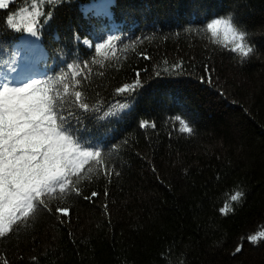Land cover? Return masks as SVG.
Returning a JSON list of instances; mask_svg holds the SVG:
<instances>
[{
	"label": "trees",
	"instance_id": "trees-1",
	"mask_svg": "<svg viewBox=\"0 0 264 264\" xmlns=\"http://www.w3.org/2000/svg\"><path fill=\"white\" fill-rule=\"evenodd\" d=\"M21 72L60 91L74 139L101 163L78 173L79 195H49L51 212L0 237V264H252L264 252V0H9L0 86H22Z\"/></svg>",
	"mask_w": 264,
	"mask_h": 264
},
{
	"label": "snow or ice",
	"instance_id": "snow-or-ice-1",
	"mask_svg": "<svg viewBox=\"0 0 264 264\" xmlns=\"http://www.w3.org/2000/svg\"><path fill=\"white\" fill-rule=\"evenodd\" d=\"M8 2L0 0V9L6 8ZM8 24L16 27L11 15ZM219 24L217 20L210 25L213 32ZM229 30H233L231 26ZM27 31L36 35L32 26ZM107 39L110 43L118 37ZM99 47L103 49L105 44ZM8 67L9 73H16L15 63ZM24 76V72L17 74V78ZM12 83L9 77L0 86V237L12 233L14 225L38 211L51 212L46 202L49 195L72 191L79 195L78 173L90 161L101 163L99 150L91 145L81 147L80 141L74 139V114H65L63 99L56 87L34 78L30 82L24 80L22 86H10ZM127 88L125 85L117 91L123 93ZM64 91L67 92V85ZM75 100L80 110L88 112L89 104L82 101L80 92L75 93ZM185 130L192 132L190 127ZM96 195L93 192L84 199L91 200ZM242 196V192H237L233 200Z\"/></svg>",
	"mask_w": 264,
	"mask_h": 264
},
{
	"label": "rangeland",
	"instance_id": "rangeland-1",
	"mask_svg": "<svg viewBox=\"0 0 264 264\" xmlns=\"http://www.w3.org/2000/svg\"><path fill=\"white\" fill-rule=\"evenodd\" d=\"M248 261L252 264L264 263V252L258 255H250Z\"/></svg>",
	"mask_w": 264,
	"mask_h": 264
}]
</instances>
